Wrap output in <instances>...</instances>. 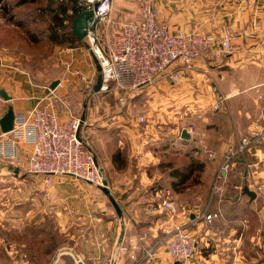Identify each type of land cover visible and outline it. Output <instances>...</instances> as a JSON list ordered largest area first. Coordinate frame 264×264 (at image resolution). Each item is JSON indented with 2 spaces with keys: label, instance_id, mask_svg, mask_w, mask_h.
Here are the masks:
<instances>
[{
  "label": "crops",
  "instance_id": "0c3cea01",
  "mask_svg": "<svg viewBox=\"0 0 264 264\" xmlns=\"http://www.w3.org/2000/svg\"><path fill=\"white\" fill-rule=\"evenodd\" d=\"M112 1V12L129 8L126 0ZM154 2L161 11L162 20H167L166 15H170L167 21L172 31L188 30L198 25L207 32L220 33L228 27L236 33L235 48L231 54L225 56L220 64L211 63L207 56L201 58L197 72L185 81L190 82L192 86H202L203 92L207 94L208 103L221 96L227 99L226 104L230 100L229 104L233 105L231 98L238 93L234 83L237 80L227 76V73L233 70L235 72L239 67L256 64V60L261 62L264 60V0H239L238 3L221 7L217 12L219 15L217 18H221L218 21L211 19L209 15L192 17L189 10L187 14L179 13L191 8L190 0ZM71 9L73 8L69 10ZM137 12L129 17L136 16ZM57 50L55 58L58 75L48 85L35 84L31 55H25L23 61L17 54L0 51V90L10 98L9 101H5L0 97V119L9 107L13 109L15 116L28 114L41 100L48 97L60 118L61 116L63 119L66 118L67 114L61 113V47ZM257 71L258 69H255L252 72V78L255 76L258 78ZM262 79L264 80V76ZM56 81L58 86L55 90H50V85ZM207 83L209 88L215 85L219 89L218 94L210 92L208 86H205ZM247 83H254V80L249 79ZM260 85V90L264 91V81ZM108 113V109L104 108L102 114H97L96 111L90 114L87 120H90V123L99 122L104 126L113 125L115 119L120 122L119 116H108ZM237 113L240 112L233 106L219 116L217 113L214 118L220 127L218 126L216 139L214 138L213 142L209 139H199L195 142L204 144L207 148L211 146L215 148V152H212L214 157L205 165L202 176L205 190L217 176L229 150H235L242 137L250 136L251 133L264 128V119L256 120L258 114L254 118L246 115L245 119L241 117L240 120ZM131 119L130 126L133 127L129 135L128 148L132 157L137 160L135 164L132 163V167L137 165L138 170L131 169L122 174L123 179L127 181L126 188H121L113 182L108 184L122 216L118 217L114 208L109 207L105 201L98 204L90 203L88 207H61V211H54L60 216L61 233L69 236L61 248V259H57L55 264H76L77 260L84 264H135L129 258L131 253L140 260L143 249L158 243L164 236V231L181 222L184 215L189 214L194 218L206 208L208 213L218 211L220 216L211 222L202 220L191 223L190 230L196 240V253L187 264H264V198L256 195L252 201L242 193L244 185H248L250 189L251 184L264 182V146L259 143L253 144L244 154L237 155L232 162L230 161L235 172L226 171L223 174L214 202L207 204L209 207H190L191 198L187 196V199L182 201L179 195L173 193L175 214L167 211L151 214L150 209L160 204L164 198L163 191L167 189L157 188L159 186L157 178L147 174L146 169L148 164L154 166L157 162L148 147L150 142L158 139L160 132L149 126H138L135 120ZM9 138L10 135L2 134L0 130V145ZM193 138L190 137L188 142L195 140ZM120 144L122 145L121 142ZM120 148L121 153L128 150L124 145ZM17 151L18 159L14 166L2 159L0 161L7 167L21 171L31 151V145L20 141L17 144ZM132 157L130 159H133ZM152 184L156 188H150ZM122 228L123 240L119 245L118 239ZM133 245H136L137 249L132 252ZM119 248H124V252H120ZM141 264L175 263L168 258L160 244L153 256Z\"/></svg>",
  "mask_w": 264,
  "mask_h": 264
},
{
  "label": "rangeland",
  "instance_id": "374dc122",
  "mask_svg": "<svg viewBox=\"0 0 264 264\" xmlns=\"http://www.w3.org/2000/svg\"><path fill=\"white\" fill-rule=\"evenodd\" d=\"M20 1L0 0V51L17 54L23 61L25 55H31L35 84L48 85L58 75L55 58L58 46L48 42L45 33L38 34L37 31H44L42 28L34 26L32 29L28 26L25 29L20 19L26 14L34 13L35 9L38 14L45 12L47 14L55 9L54 5L58 2L50 5L48 0H45L44 3L50 6H43L40 3L42 5L40 7L46 9L41 10L37 5L28 3L20 5ZM126 1L129 8L113 11V21H121L122 18L136 14L139 10L140 1ZM149 1L155 4L154 0ZM238 2L239 0H190L191 8L179 13L187 14L190 11L192 17L209 15L211 19L218 21L221 18H217L219 17L217 12L221 7ZM166 16L168 20L170 15ZM256 62L227 73V76H232L238 81L234 82L238 93L231 98V103L234 104H229L230 100H228L219 112L211 110L214 102H207V94L203 92V87L192 86L190 82H184L175 88L167 83L146 87L133 97L127 110L123 112L121 109L112 110L115 105L112 95L93 92L97 74L94 59L86 48L85 40L74 48L61 46V113H72L79 119L85 117L86 123L81 125V135L95 155L107 184L113 182L121 188L127 187V181L123 179L122 174L131 169L138 170L137 165L132 167V163L135 164L137 160L132 157L128 148L133 126H130V122L121 115H119V123L115 119L113 125L108 126L94 121L90 123L87 119L96 111L97 114H102L104 108L108 109V116L117 117L118 114L126 113L130 118H137L140 115L146 117L148 122L144 126L160 132L155 141L157 143L150 142L148 147L157 162L154 166L152 164L146 166L147 174L157 178L156 181L159 183L157 188L165 189L169 182L166 179L167 170L158 168L159 164L171 162L175 166L187 163L193 158L203 161L204 165L210 163L212 158L209 155L215 152L214 146L207 148L204 144L195 142L199 139H209L213 142V139H216L219 124L214 117L217 113L219 116L233 106L240 112L237 113L240 120L241 117L245 119L246 115L254 118L257 114L256 120L264 119V91L260 90V84L264 81L262 79L264 60L262 62L256 60ZM253 68L258 69V78L256 76L252 78L251 74L255 70ZM249 79H253L254 83H247ZM205 86H208V90L212 92L209 83ZM189 126L194 128L195 140L181 144L179 134ZM120 142L128 148L123 152L124 154L121 153ZM161 142L165 146H162ZM156 147L158 149H155ZM117 151L124 159L122 167L111 162L112 154ZM186 155H190V158L188 159ZM131 157L133 159H130ZM231 162L228 163L226 170L228 173L235 172ZM6 167L5 163L0 161V264H55L57 259H61V248L69 236L61 233L60 216L54 211H61V207H88L90 203L98 204L101 201L112 207L108 198L99 189L83 181L72 177H57L50 187H43L38 178L25 173L24 170L16 171L10 166L7 169ZM203 173L194 176L184 186L182 193L169 190L172 195L173 192L179 195L182 201L186 200L187 196L191 198L190 207H205L208 203L212 204L222 179L216 182V177L213 178L210 186L205 190L202 185ZM150 188L156 187L152 184ZM47 252L50 254L46 255ZM79 261L81 260H77L76 264H79Z\"/></svg>",
  "mask_w": 264,
  "mask_h": 264
},
{
  "label": "built area",
  "instance_id": "2783aa9c",
  "mask_svg": "<svg viewBox=\"0 0 264 264\" xmlns=\"http://www.w3.org/2000/svg\"><path fill=\"white\" fill-rule=\"evenodd\" d=\"M139 1L141 5L137 15L121 21L112 19V0H73L74 9L67 12L72 21L80 12H92L85 30V45L100 67L102 83L97 93L113 96L115 105L112 110H127L133 97L146 87L161 83L174 88L180 86L197 72L201 58L207 56L211 63L220 64L235 48L236 33L231 28L227 27L220 33L207 32L197 26L172 31L151 1ZM70 23L69 19L64 20V25ZM211 90L215 95L219 92L215 85ZM226 100L218 96L211 110L219 112ZM119 115L129 122L132 120L126 113ZM133 119L138 126L148 122L143 115ZM85 123L70 113L65 119L60 118L50 97L44 98L28 114L15 116L12 132L5 134L10 138L0 145V159L14 166L18 159L17 144L22 141L31 145L23 170L38 178L43 187H50L57 177H72L99 189L107 181L88 142L81 135V125ZM184 130L190 137L194 135L192 126ZM256 143L264 146V128L242 137L237 148L229 150L216 182L222 179L232 159ZM209 156L213 158V154ZM250 189L264 198V182L253 183ZM163 196L160 204L150 209L151 214L164 211L175 214L172 192L166 189ZM207 211L208 208L193 219L189 214L184 215L181 222L164 231L158 243L143 249L140 260L134 253L129 255L130 260L141 264L151 258L161 244L173 263H189L196 253L191 223L211 222L220 216L218 211ZM131 249L132 252L136 250V245ZM119 251L124 252V248H119Z\"/></svg>",
  "mask_w": 264,
  "mask_h": 264
},
{
  "label": "trees",
  "instance_id": "16d2710c",
  "mask_svg": "<svg viewBox=\"0 0 264 264\" xmlns=\"http://www.w3.org/2000/svg\"><path fill=\"white\" fill-rule=\"evenodd\" d=\"M44 1L45 0L43 1L21 0L20 1L19 3L20 5H24L28 3L32 5H37L39 9L41 8L40 6L42 5L50 6L52 5V3L58 2L56 3L57 5H54L55 9L53 8L54 10L47 12V14L46 12L43 14H38L36 12V9L34 13L31 12L30 14H26L23 17V19H20V21L23 24V27L26 29L29 26L32 29H34V26H39L44 31H37L38 34L44 35L45 33L46 38L48 39V42H50L51 44L55 46L61 47V46L67 45L69 46V48L80 46V42L76 39L72 31V19L69 18L67 15V12L70 8L74 9L73 0H65L63 2H59V0H48L50 5L45 4ZM40 3H42V5H40ZM41 10H46V9L41 8ZM66 19L70 20L71 23L69 25H64V20ZM159 141H158V144H159ZM165 142L166 141H163V143ZM187 142L188 140L180 139L181 144H185ZM156 143L157 142H155V144ZM162 146H165V145L163 144ZM155 149H158V148L156 147ZM186 156L187 158L188 157L190 158V155H186ZM111 160H112V163L114 165H117L118 167L124 166V159L122 157V154L119 151L112 154ZM158 168L162 170H167L166 179L169 180L167 189L175 191L176 193H180V192L182 193L184 191V186H186V184L194 176H198L199 174L204 172L205 165L203 161L193 158V159H189L187 163L178 164L175 166H173L171 162L165 163V164H159ZM47 254H50V253L47 252L46 255Z\"/></svg>",
  "mask_w": 264,
  "mask_h": 264
},
{
  "label": "water",
  "instance_id": "95a60500",
  "mask_svg": "<svg viewBox=\"0 0 264 264\" xmlns=\"http://www.w3.org/2000/svg\"><path fill=\"white\" fill-rule=\"evenodd\" d=\"M91 16H92L91 11H83V12L78 13L72 21L73 34L76 37V39L81 43L84 42V36H85V32H86L85 30L87 27V21ZM94 64H95L97 78H96V83H95L94 88H93V92L97 93L100 90L102 79H101V75H100V67H99V65L95 59H94ZM57 86H58V82L57 81L53 82L50 85V90H52V91L55 90V88ZM0 97L5 101L10 100V98L7 96V94L3 90H0ZM81 120L82 121L84 120V116L81 118ZM14 121H15V114L13 112V109L11 107H9L7 112L0 119L1 133L2 134H8V133L12 132ZM180 137L182 140H189L190 139V135L185 130H182ZM99 189L108 198L109 202L111 203V205L114 208L115 212L117 213L118 217H121L122 213L120 211V208L117 205L114 198L112 197V195H111V193L107 187V184L104 183L103 186L100 187ZM242 193H243V195L247 196L252 201L256 198V194L249 189L248 185H244L242 187ZM191 218L193 219V216ZM123 234H124V228H122L120 235H119V239H118L119 245H121V243H122ZM79 264H83V263L80 262ZM175 264H178V263H175Z\"/></svg>",
  "mask_w": 264,
  "mask_h": 264
}]
</instances>
